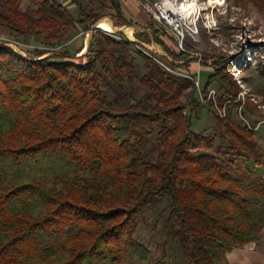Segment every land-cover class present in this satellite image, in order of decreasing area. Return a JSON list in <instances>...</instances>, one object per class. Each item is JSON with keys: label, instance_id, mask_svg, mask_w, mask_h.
<instances>
[{"label": "trees", "instance_id": "16d2710c", "mask_svg": "<svg viewBox=\"0 0 264 264\" xmlns=\"http://www.w3.org/2000/svg\"><path fill=\"white\" fill-rule=\"evenodd\" d=\"M19 1L0 4V27L14 36L44 35L45 48L25 58L0 44V264L150 263L151 252L134 231L154 199L165 196L164 255L151 264H170V244L185 264H229L228 253L256 242L264 202L251 195L264 198V179L252 167L264 170V149L234 120L232 108L223 119L214 116L213 136L194 133L204 105L186 78L196 73L189 63H197L207 75L202 93L216 87L219 103L237 107L236 59L204 53L199 61L196 40L179 43L156 29L155 42L170 63L146 55L122 33L93 34L80 63L55 52L40 59L71 29L80 25L87 33L100 16L80 0H70L72 7L26 0L33 18L17 10ZM107 1L118 20L114 27L131 25L120 0ZM251 1L264 6V0ZM198 34L210 39L201 24ZM135 55L143 60L141 76ZM207 59L214 60L207 65ZM137 81L147 97L121 108L105 101L111 84ZM153 136L151 159L146 146ZM57 232L65 235L60 246Z\"/></svg>", "mask_w": 264, "mask_h": 264}, {"label": "rangeland", "instance_id": "374dc122", "mask_svg": "<svg viewBox=\"0 0 264 264\" xmlns=\"http://www.w3.org/2000/svg\"><path fill=\"white\" fill-rule=\"evenodd\" d=\"M5 1L6 0H0V4L4 5ZM56 1L67 7H72L70 0ZM147 1L153 6L157 5L162 8L166 0ZM167 1H169L174 8V11L171 13L172 18L170 22L176 19L182 30L184 32L187 31V33L185 32L184 39L190 37L198 42L194 50V58L200 61L201 58L203 59V54L205 53L209 56H228L236 59L238 62L235 66H232L233 81L240 89L236 96V100L233 101V103L237 104V107H231L232 102L229 101L219 103L217 99V89L216 87H212L210 89L214 90L216 93V106L211 102L212 107L209 108L207 106L208 103H206V105L201 103L196 90L195 96L204 106H200L195 114L192 131L196 134L213 136L215 130L218 129L214 116L216 115L220 119H223L219 116L218 110H220L221 113H223L222 111L224 110L226 116L228 110L231 108L234 120L237 123L241 122L244 126L243 120H245L251 128H254L259 122L264 121V6L258 7V5L251 0ZM80 2L87 11H94V13L99 15L101 20L104 18L109 19L113 27L118 22L107 0H80ZM131 2L133 3V1ZM133 4L137 7L135 3ZM187 5H194L192 17L189 20L181 13V9ZM0 10L3 9L0 8ZM17 10L29 17H35L34 8L29 6L26 0L18 2ZM141 12L142 14L138 18V23L140 22L139 26H136L133 20H130L131 25L115 28H134L131 38H128L126 34L122 32L127 40L137 43L148 56L154 55L157 59L165 63L172 62V59L166 54L163 48L155 42L153 31L155 29L162 30L176 36L175 32L165 21H159L155 18L156 16L153 17L152 14H148L144 11ZM199 24L202 25L206 30V34L210 37L207 42L198 34ZM102 31L103 30L99 29L97 26L93 28L92 25L87 33H83V27L78 25V27L69 31L64 40L54 45L51 53L45 54L40 59L49 57L55 52L69 55L73 62H83V57L87 58V45L89 46L93 34L96 36H102L104 33L108 35L117 34L115 32L110 33ZM165 38H167V40H164L167 45H169V49L175 52L176 48L174 47V41H169V36ZM116 39L119 40V38ZM1 43H6L14 52L25 58L35 56L38 51L45 48L44 35L25 37L21 35L14 36L6 29L0 27V44ZM86 47L87 50L85 51ZM135 58L140 66L139 75L141 76L145 72L142 66L143 60L136 55ZM213 60L214 59H207L205 60V64L209 65ZM178 63L181 64L183 61H179ZM188 67L195 69L196 73L199 71L200 85L202 86L201 83L204 80L202 78L207 77L205 72L202 71L203 67L198 68L195 62L189 63ZM183 70L185 69L183 68ZM189 93L190 89L184 90L182 95L183 101L187 100V95H189ZM104 95L107 103L116 108H121L131 104L135 100L147 97L148 91L137 81L133 86L125 84L119 87L115 84H111L110 88L105 89ZM246 129L253 133L255 141L264 149V129L259 128L260 130L258 129L257 131L249 130L247 127ZM156 138V136H153L146 146V150L151 159L154 158L151 149ZM219 142L220 140L217 138V143ZM252 171L254 175L262 176L264 179V170L252 167ZM251 196L264 202V198L260 195ZM168 203L169 197L167 196L154 199L150 207L143 212L137 221L134 238L144 244L151 252V262L146 264H151L160 260L164 255V241L161 238V229L165 217H161L160 215L162 211L167 209ZM64 240L65 235L61 232H57L54 237V244L60 246ZM168 256L170 264H185L184 257L176 244H170L168 246Z\"/></svg>", "mask_w": 264, "mask_h": 264}, {"label": "crops", "instance_id": "0c3cea01", "mask_svg": "<svg viewBox=\"0 0 264 264\" xmlns=\"http://www.w3.org/2000/svg\"><path fill=\"white\" fill-rule=\"evenodd\" d=\"M120 4L122 18L127 22L133 20V23H138L142 12L130 0H120ZM132 30L134 32V28ZM226 258L229 264H264V228L260 231L256 242L232 250Z\"/></svg>", "mask_w": 264, "mask_h": 264}, {"label": "built area", "instance_id": "2783aa9c", "mask_svg": "<svg viewBox=\"0 0 264 264\" xmlns=\"http://www.w3.org/2000/svg\"><path fill=\"white\" fill-rule=\"evenodd\" d=\"M130 1H133V3H135L137 5L139 10L144 11L148 14H152L153 17L156 16L155 18L158 19L159 21L160 20L165 21L169 26H171V28L175 32L176 36L178 37L179 43H181V41L185 37V32L187 33V31L184 32L182 30V28L179 25V22L176 19H174L173 22H170L167 19L168 14L161 11V6L160 7H158L157 5L153 6L147 0H130ZM154 9L156 12L154 11ZM102 32H105V31H102ZM179 47L181 48L180 44H179ZM163 67L166 69V71L171 72L167 67H165V66H163ZM174 74H176V73H174ZM186 77L189 78L193 82L194 87L196 88V90L198 92V95H199V98H200V101L202 104L212 102L216 106V104H215V102H216L215 101V96H216L215 91L210 89L206 94H203L201 91L199 71H197L196 75L193 78L188 77V76H186ZM222 112L223 113H221V111L218 110L219 116L221 118H224L225 112H224V110ZM243 121H244L245 126L249 130L257 131L259 128L264 129V121L259 122L254 128L249 127V124L245 120H243Z\"/></svg>", "mask_w": 264, "mask_h": 264}, {"label": "bare ground", "instance_id": "6f19581e", "mask_svg": "<svg viewBox=\"0 0 264 264\" xmlns=\"http://www.w3.org/2000/svg\"><path fill=\"white\" fill-rule=\"evenodd\" d=\"M214 1H216V0H214ZM163 4H164V6L161 8V11L168 14L167 19L170 21L172 18L171 13L174 11V8H173L172 4L167 0L164 1ZM193 10H194V5H187L181 9V13L185 16V18L187 20H189L192 17ZM97 27L103 31L110 32V33L115 31L113 29V26L111 25V22L107 18H104V19L98 21ZM123 32L126 34V36L128 38H131V36H132V29L131 28H128V27L123 28Z\"/></svg>", "mask_w": 264, "mask_h": 264}, {"label": "water", "instance_id": "95a60500", "mask_svg": "<svg viewBox=\"0 0 264 264\" xmlns=\"http://www.w3.org/2000/svg\"><path fill=\"white\" fill-rule=\"evenodd\" d=\"M100 20H98V21H100ZM98 21L93 25V28H96ZM113 29L115 30L114 31L115 33H122L123 32V28L117 29V28L113 27ZM87 47H88V45H87ZM87 47H86L85 51L87 50Z\"/></svg>", "mask_w": 264, "mask_h": 264}]
</instances>
